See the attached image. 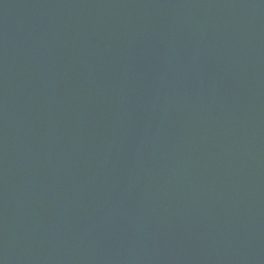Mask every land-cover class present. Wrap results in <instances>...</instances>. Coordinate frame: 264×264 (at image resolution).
<instances>
[{"label":"water","instance_id":"1","mask_svg":"<svg viewBox=\"0 0 264 264\" xmlns=\"http://www.w3.org/2000/svg\"><path fill=\"white\" fill-rule=\"evenodd\" d=\"M0 264H264V0H0Z\"/></svg>","mask_w":264,"mask_h":264}]
</instances>
